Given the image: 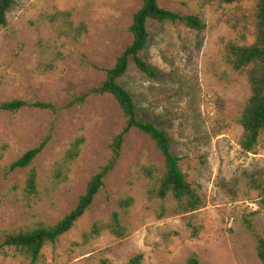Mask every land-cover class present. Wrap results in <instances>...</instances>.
Segmentation results:
<instances>
[{
  "label": "rangeland",
  "instance_id": "1",
  "mask_svg": "<svg viewBox=\"0 0 264 264\" xmlns=\"http://www.w3.org/2000/svg\"><path fill=\"white\" fill-rule=\"evenodd\" d=\"M142 1L14 0L7 25L0 26V102H50L57 111L0 109V230L57 223L108 162L112 138L125 122L118 103L109 94H91L83 103L73 99L100 85L105 69L132 42L129 26ZM159 3L198 15L206 27L149 21L141 56L157 75L147 76L131 61L122 83L140 118L168 133L203 206L177 213L174 201L157 197L164 157L146 134L132 129L95 202L68 232L44 246L37 264H127L138 253L142 264H186L193 253L204 264H263L262 194L250 189L244 173L264 168V134L255 152L242 148L240 118L250 83L224 57L230 42L255 40L256 1ZM47 136L30 167L10 169ZM79 137L85 140L79 156L66 162V151ZM31 168L38 173L35 195L25 190ZM235 178L236 187H222ZM115 212L120 228L112 227ZM29 263L18 254L0 255V264Z\"/></svg>",
  "mask_w": 264,
  "mask_h": 264
},
{
  "label": "trees",
  "instance_id": "2",
  "mask_svg": "<svg viewBox=\"0 0 264 264\" xmlns=\"http://www.w3.org/2000/svg\"><path fill=\"white\" fill-rule=\"evenodd\" d=\"M225 3H234L246 0H221ZM256 1V34L255 40L249 44L230 42L225 47L224 57L231 63L234 70L244 74L248 80L251 94L245 103L240 118L243 134L240 144L246 152H255L261 135L264 134V0ZM14 0H0V26L8 23L7 14ZM129 32L132 42L118 56L114 66L105 69L106 78L96 87L91 88L84 94L76 96L73 103H83L91 94L111 95L118 103L124 118L122 130L112 138L110 148L111 156L108 162L94 174L84 194L79 198L77 205L65 214L57 223L47 225L40 223L34 228H20L15 230H0V255L14 253L27 258L29 264H37L43 256V248L47 243H55L63 234L68 232L75 223L85 214L101 189L106 185L109 174L114 170L122 156L123 145L127 135L132 129H137L146 134L160 150L165 161V171L161 175L156 195L162 200H172L177 205L175 212L190 213L203 206V199L198 190L188 180L186 173L181 167V158L174 154L171 149V140L165 129L158 127L153 122L140 118L132 93L123 85L122 77L127 73L131 61L139 71L150 77H155L158 70L151 67L141 56L146 48L150 33L149 21L178 22L183 21L187 26L202 31L206 24L198 15L182 14L168 8H163L159 0H143L141 6L134 13ZM35 107L57 111V107L50 102H28L24 99H13L0 102V109L9 112H18L23 108ZM47 136L40 144L28 149L17 160L11 163L10 169H26L30 167L36 157L44 151L49 142ZM84 138H77L66 151L64 160L72 162L80 153ZM149 174L151 169L146 168ZM245 177L250 189L259 190L262 194L261 201L264 205V168L253 172H245ZM240 179H233L222 187L233 184L235 187ZM236 189V188H234ZM25 190L28 194L38 192V173L31 168ZM129 200H123L124 207L129 206ZM112 227L120 228L119 213L113 216ZM113 228V229H114ZM115 230V229H114ZM258 257L264 264V238L258 243ZM143 254L138 253L129 259L127 264H142ZM108 264V263H105ZM186 264H204L196 254H191Z\"/></svg>",
  "mask_w": 264,
  "mask_h": 264
}]
</instances>
